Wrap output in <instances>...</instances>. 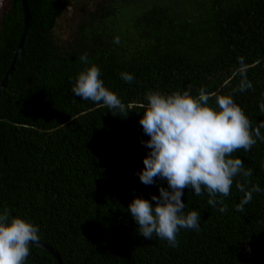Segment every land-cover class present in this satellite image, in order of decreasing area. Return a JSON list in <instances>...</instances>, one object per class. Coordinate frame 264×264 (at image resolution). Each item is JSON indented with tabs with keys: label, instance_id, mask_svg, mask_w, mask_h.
Masks as SVG:
<instances>
[{
	"label": "trees",
	"instance_id": "obj_1",
	"mask_svg": "<svg viewBox=\"0 0 264 264\" xmlns=\"http://www.w3.org/2000/svg\"><path fill=\"white\" fill-rule=\"evenodd\" d=\"M77 1L28 0L27 46L0 98V211L38 225V243L63 264H264V192L235 210L245 195L240 187L264 189V141L232 154L251 175L236 176L230 195L216 197L223 205L184 190L186 211L200 212L201 222L199 231H179L178 246L155 234L145 239L127 211L134 198L150 200L158 186L167 188L164 180L146 186L135 175L150 151L139 123L150 91L197 97L203 88L214 108L216 96L232 95L254 127L264 121V0H184L178 7L154 0L126 24L124 0H110L63 39L58 20ZM23 26L21 0H6L0 83ZM93 64L123 111L72 93L79 72ZM245 80L252 87L239 91ZM27 264L58 262L31 244Z\"/></svg>",
	"mask_w": 264,
	"mask_h": 264
},
{
	"label": "clouds",
	"instance_id": "obj_2",
	"mask_svg": "<svg viewBox=\"0 0 264 264\" xmlns=\"http://www.w3.org/2000/svg\"><path fill=\"white\" fill-rule=\"evenodd\" d=\"M115 43H119L117 37ZM81 60L87 64L88 57ZM101 77L99 66L85 67L75 78L72 93L82 100L103 103L110 109L123 105L119 97L110 91ZM121 79L131 83L134 76L122 73ZM252 87L246 80L239 91ZM210 95L201 89L197 97L190 90L165 94L150 91L143 105V115L139 120L143 132L149 137L141 143L150 151L143 159V169L135 175L146 186L164 180L167 188L158 186L159 196L151 199L134 198L127 211L145 239L153 235L166 240L171 247L178 246L177 235L181 229L200 230L201 214L197 210L186 211L182 202L184 190L193 191L196 196L210 197L208 204L216 207L228 197L234 178L238 175L250 176L251 170H244L241 158H232L240 149L250 151L258 140L264 141L261 129L264 121L253 126L244 111L235 103L232 95L216 96L217 107L209 105ZM264 112V103L260 104ZM239 187V185H238ZM245 193L236 206L243 212L253 193L264 192L259 185ZM226 206L219 208L221 213ZM40 228L28 218L13 217L7 210L0 211V264H27L30 256V242H38Z\"/></svg>",
	"mask_w": 264,
	"mask_h": 264
},
{
	"label": "rangeland",
	"instance_id": "obj_3",
	"mask_svg": "<svg viewBox=\"0 0 264 264\" xmlns=\"http://www.w3.org/2000/svg\"><path fill=\"white\" fill-rule=\"evenodd\" d=\"M152 1L154 0H124L121 2L122 16L126 18L125 24L132 22V20L139 15L142 9L149 5ZM166 1L167 0H163L162 4ZM178 1L184 0H171V2L175 3L176 7L180 6ZM109 2L110 0H78L70 12L63 14L59 18L56 28L57 33L63 39L68 38L84 14L88 15L90 12L89 10H93L97 6L108 4ZM171 2L167 1L165 4H169ZM185 6H188V2H186ZM5 8L6 0H0V16L4 12Z\"/></svg>",
	"mask_w": 264,
	"mask_h": 264
},
{
	"label": "water",
	"instance_id": "obj_4",
	"mask_svg": "<svg viewBox=\"0 0 264 264\" xmlns=\"http://www.w3.org/2000/svg\"><path fill=\"white\" fill-rule=\"evenodd\" d=\"M22 5V14H23V33L20 38L19 44L17 46L16 52L14 54V57L12 59V62L10 64V67L4 77V79L0 83V98L3 95L5 89L7 88L10 80L12 79L14 72L16 71L18 64L22 58L23 52L27 46L30 28H31V11L28 4V0H21ZM33 245L40 247L44 250H46L48 253H50L52 256H54L58 262V264H63L59 254L54 251V249L46 244H40L38 242H30Z\"/></svg>",
	"mask_w": 264,
	"mask_h": 264
}]
</instances>
